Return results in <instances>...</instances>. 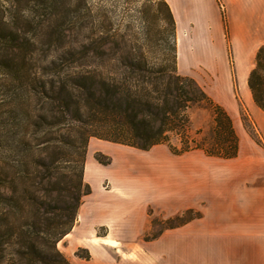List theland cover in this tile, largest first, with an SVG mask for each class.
<instances>
[{
    "label": "trees",
    "instance_id": "1",
    "mask_svg": "<svg viewBox=\"0 0 264 264\" xmlns=\"http://www.w3.org/2000/svg\"><path fill=\"white\" fill-rule=\"evenodd\" d=\"M23 2L0 0V264H72L58 242L71 231L82 196L91 193L83 182L91 137L142 150L167 143L177 155L200 150L226 159L238 155L239 138L226 109L194 78L178 73L176 22L163 0L170 26V58L158 61L128 55L115 66L126 68L123 74L101 72L97 80L96 74L86 71L80 81L69 88L65 85L68 96L56 110H68L74 97H79L74 100V113L68 115L73 127L62 133L71 147L67 151L57 145L51 161V0ZM42 14L44 18L38 19ZM98 45L90 39L86 47L93 52ZM255 63L248 83L264 111V73H260L264 45ZM192 104L210 108L213 123L201 138L185 135L180 147L174 146L169 133L188 130L185 111ZM60 152L70 154L66 160L70 165L65 166V184L56 189L52 204L51 165L60 167ZM79 250L77 256L90 259L89 252L84 255Z\"/></svg>",
    "mask_w": 264,
    "mask_h": 264
},
{
    "label": "rangeland",
    "instance_id": "2",
    "mask_svg": "<svg viewBox=\"0 0 264 264\" xmlns=\"http://www.w3.org/2000/svg\"><path fill=\"white\" fill-rule=\"evenodd\" d=\"M190 7L179 26L175 19L178 73L194 78L214 101L226 109L237 133L247 130L257 134L239 85L238 51L236 53L234 46L222 38L218 20L212 28L208 26L211 11L207 10L206 19H202L203 13L194 10L193 3ZM220 8L226 29V12L221 5ZM42 18L43 14L38 16V19ZM169 28L163 0H51V161L57 145L67 151L71 147L62 133L73 127L68 115L74 113V100L79 97L71 100L68 110H56L58 102L64 103L68 96L65 85L68 88L70 84L74 85L86 71L96 74L97 80L101 72L123 74L126 68L115 66L132 54L158 61L169 59ZM90 39L99 43L93 52L86 47ZM220 79L223 80L222 86L226 87V82L233 86L221 90L218 87ZM73 89L74 94L79 95L77 88ZM185 113L189 119L188 130L184 134L169 133L174 146L180 147L185 135L201 138L213 123L212 110L202 104H192ZM58 121L59 125L55 126ZM200 130L202 134H197ZM56 136L60 141L57 142ZM107 145L115 146L119 151ZM189 152L205 154L200 150ZM60 153V169L51 165L52 204L56 189L65 184V166L70 165L66 161L70 154ZM183 154L172 153L167 143L142 150L91 137L83 170V182L90 186L91 193L82 196L73 227L79 214L84 218L90 213L108 218L111 220L109 237L125 244L129 251L122 254L129 264H176V228L201 216L200 207L186 209L176 202L177 159ZM87 160L93 161L98 170L93 175L90 170L85 176ZM69 174L74 176L72 170ZM108 232L106 225L97 228L98 235L104 236ZM114 240L106 238L103 241L110 245L120 244ZM86 252L89 251L79 250L80 254Z\"/></svg>",
    "mask_w": 264,
    "mask_h": 264
},
{
    "label": "crops",
    "instance_id": "3",
    "mask_svg": "<svg viewBox=\"0 0 264 264\" xmlns=\"http://www.w3.org/2000/svg\"><path fill=\"white\" fill-rule=\"evenodd\" d=\"M166 1L178 26L192 3L194 10L203 13L202 19H206L207 10L212 12L207 20L210 28L218 20L222 38L238 51L239 85L257 131L237 133L239 153L234 158L187 152L177 159L176 202L186 209L200 207L201 216L176 228V264H264V111L256 104L248 83L256 54L264 45V0ZM220 5L226 12V29ZM221 83L220 79L221 90L233 86ZM108 147L119 151L115 146ZM88 161L93 175L98 170L93 161ZM102 225L109 229L104 236L97 233ZM110 229L108 218L79 214V220L59 244L72 264H129L122 254L129 250L109 237ZM106 238L120 244H107L103 241ZM79 249L88 250L90 259L77 256Z\"/></svg>",
    "mask_w": 264,
    "mask_h": 264
},
{
    "label": "bare ground",
    "instance_id": "4",
    "mask_svg": "<svg viewBox=\"0 0 264 264\" xmlns=\"http://www.w3.org/2000/svg\"><path fill=\"white\" fill-rule=\"evenodd\" d=\"M90 173V164L89 161L87 162L86 166H85V176L86 174Z\"/></svg>",
    "mask_w": 264,
    "mask_h": 264
}]
</instances>
